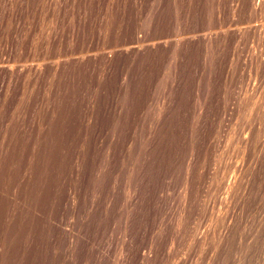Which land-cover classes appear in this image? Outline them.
Masks as SVG:
<instances>
[{"label": "rangeland", "instance_id": "374dc122", "mask_svg": "<svg viewBox=\"0 0 264 264\" xmlns=\"http://www.w3.org/2000/svg\"><path fill=\"white\" fill-rule=\"evenodd\" d=\"M0 264H264V0H0Z\"/></svg>", "mask_w": 264, "mask_h": 264}, {"label": "bare ground", "instance_id": "6f19581e", "mask_svg": "<svg viewBox=\"0 0 264 264\" xmlns=\"http://www.w3.org/2000/svg\"><path fill=\"white\" fill-rule=\"evenodd\" d=\"M175 56V55H174ZM159 105V104H158Z\"/></svg>", "mask_w": 264, "mask_h": 264}]
</instances>
